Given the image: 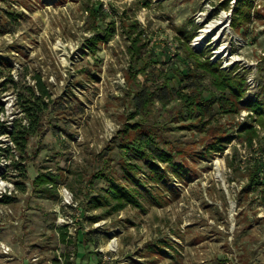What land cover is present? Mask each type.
Returning a JSON list of instances; mask_svg holds the SVG:
<instances>
[{
	"label": "rangeland",
	"instance_id": "rangeland-1",
	"mask_svg": "<svg viewBox=\"0 0 264 264\" xmlns=\"http://www.w3.org/2000/svg\"><path fill=\"white\" fill-rule=\"evenodd\" d=\"M235 4L0 0V124L23 116L19 92L39 93L37 77L48 92L40 129L23 156L0 134V147H10L8 155L0 149V195L9 196H0V264H264V184L244 187L254 159L261 160L264 180V127L247 106L264 90V0H254L249 17L237 23ZM220 15L224 28L193 44ZM96 31L108 37L90 47ZM132 44L151 64L154 82L169 77L166 105L137 108L133 96L143 77L135 73L141 61ZM185 44L244 78L242 97H228L224 111L216 102L198 126L182 113L176 91H190L196 82L208 97L214 88L199 69L181 75L193 64ZM144 88L154 90L153 84ZM247 123L256 128L250 142L239 131ZM133 127L158 136L180 169L156 161L165 174L157 183L143 166L141 206H90L89 197L107 186L95 173L130 182L121 165L133 159L119 141ZM230 130L239 135L207 150ZM42 173L60 178L50 197L33 183Z\"/></svg>",
	"mask_w": 264,
	"mask_h": 264
},
{
	"label": "trees",
	"instance_id": "trees-1",
	"mask_svg": "<svg viewBox=\"0 0 264 264\" xmlns=\"http://www.w3.org/2000/svg\"><path fill=\"white\" fill-rule=\"evenodd\" d=\"M253 5L254 0H236L233 12V23L247 19ZM103 37L107 38L108 36H100L99 32L96 31L89 37V40L92 41L90 47H94L97 41ZM188 45L185 44L186 53L192 58L193 64L186 65L184 70H180L181 75L190 74L191 71L195 73V70L199 69L212 77L211 83L214 88L213 90L209 88L208 97L202 94V90H200L201 88H199L196 82L190 91H176V101L182 107V113H186L189 119L195 118V126H198V124L204 122L205 116L209 117L212 114L211 109L216 102H219L218 107H222L223 110L221 111H224L228 97L233 96L236 99L242 97L244 93V78L243 76L233 75V71L231 70L218 68L217 63L210 62L207 57L202 59L200 57L202 56V52L192 51ZM86 47L88 48L89 46ZM131 47L136 52V58L141 61L140 65L135 69V73L136 75L140 73L143 77V80L140 82V88L133 96L137 108L147 107L150 103H154V101H159L162 105H166L172 97L171 91L173 89L172 85L169 84V77L163 78L161 82H154L155 79L150 77L152 72L148 70L151 64L140 56L139 44H132ZM155 61H159V59ZM36 81V87L39 93H36L32 87L31 89L28 88L25 93L19 92L20 107L23 116L15 118L8 124H0V134H7L17 152L22 156L26 150L29 136L40 129V115L46 107V102H44L43 97H46L48 92L39 80V77H37ZM150 84H153L154 90H146L144 88ZM154 93L157 95L156 99L154 97L151 98V95ZM247 106L256 114L257 122L264 127V90L261 92V97H251ZM229 109L233 108L229 107ZM134 123V126L137 125L136 122ZM255 129L253 124L247 123V125L240 126L239 131L245 132V138L250 142L256 134ZM131 130L133 132L131 137L122 136V139L119 141V146H121L122 151L133 159H125L123 160V165H121L125 179L130 182H120L105 172L95 173V176L107 179V186L101 188L96 195L89 197L88 201L91 203L90 206L108 205L107 208L111 210H119L127 203L141 206V201L147 199L143 188V184L147 185V178L149 177V179H154L157 183H160L165 177L161 168L155 164L156 161H169V163H173L171 159L172 151L161 146V139L153 134L151 130L139 127H133ZM232 131H225V133L218 134L214 140L210 141L207 150L209 152L219 150L225 143L230 142L235 135H239L231 134L230 132ZM9 148L8 145L0 147V149L7 151V155L10 153ZM260 163V159H254L247 166L245 188L264 184L263 176L259 168ZM143 166H148L150 170L148 177H140V174H138L144 170ZM171 166L176 171L180 169L179 165H174V163ZM59 179L57 174L42 173L34 177L33 183L36 185V188L39 187L38 191L45 192L47 197H50L53 195V191L60 181ZM18 187L23 189L22 186ZM2 196L3 200L9 197L7 194H3ZM63 237L64 233H62Z\"/></svg>",
	"mask_w": 264,
	"mask_h": 264
},
{
	"label": "bare ground",
	"instance_id": "bare-ground-1",
	"mask_svg": "<svg viewBox=\"0 0 264 264\" xmlns=\"http://www.w3.org/2000/svg\"><path fill=\"white\" fill-rule=\"evenodd\" d=\"M222 15L219 16V18H215V20H212L211 22H207L206 25L201 28L200 34L193 40V44L196 45L199 41H201L205 36L209 35V33H212L216 35L221 28L223 27V20H222ZM214 30V32H213ZM211 35V34H210Z\"/></svg>",
	"mask_w": 264,
	"mask_h": 264
},
{
	"label": "built area",
	"instance_id": "built-area-1",
	"mask_svg": "<svg viewBox=\"0 0 264 264\" xmlns=\"http://www.w3.org/2000/svg\"><path fill=\"white\" fill-rule=\"evenodd\" d=\"M3 194H5V193H1L0 196H2ZM2 250L6 251L7 250V247H4Z\"/></svg>",
	"mask_w": 264,
	"mask_h": 264
}]
</instances>
